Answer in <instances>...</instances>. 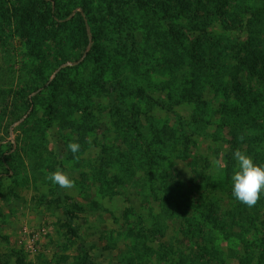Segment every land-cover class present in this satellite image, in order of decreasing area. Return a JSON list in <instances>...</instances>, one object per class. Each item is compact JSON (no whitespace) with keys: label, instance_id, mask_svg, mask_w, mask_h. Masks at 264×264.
Masks as SVG:
<instances>
[{"label":"rangeland","instance_id":"obj_1","mask_svg":"<svg viewBox=\"0 0 264 264\" xmlns=\"http://www.w3.org/2000/svg\"><path fill=\"white\" fill-rule=\"evenodd\" d=\"M80 1L96 17L102 83L72 25L31 47L12 18L0 24V264H264V194L249 208L231 181L236 149L264 163V0H224L203 28L163 18L162 0H58ZM233 49L236 66L253 55L237 75L259 99L251 121L227 108L222 82L199 84L202 105L176 91L199 51L227 69ZM57 168L74 188L46 179Z\"/></svg>","mask_w":264,"mask_h":264},{"label":"trees","instance_id":"obj_2","mask_svg":"<svg viewBox=\"0 0 264 264\" xmlns=\"http://www.w3.org/2000/svg\"><path fill=\"white\" fill-rule=\"evenodd\" d=\"M10 0L9 5L6 6L0 18V24L2 29L5 27H9L10 20L14 23V30L27 37V42H30L31 47L36 46V42L41 39L42 32L47 26H51L52 24L56 23H68L72 25V35L74 36V44L78 46H83L89 56L92 58L93 64L99 69L97 72L98 81L102 83V75L104 74V67L100 62V54L99 50L101 49L99 44V31L97 30L96 25V17L95 14L89 9V4L85 1H80L77 7L74 8H65L59 4L58 0ZM154 1V0H151ZM165 4H167V8L164 10L163 18L167 19L172 16L174 19L181 21L180 18L182 17H189L188 20L191 21H199L201 28H203L204 22L203 20H207V16H221L223 14H227V11L222 9L223 4L225 3L224 0H214V5L210 9L208 7L210 4L206 1L203 2L201 0L190 1V0H162ZM169 3V4H168ZM141 4H144L141 2ZM140 4V6H141ZM162 4V3H161ZM4 6V2L0 0V10ZM193 7V8H192ZM201 10V11H199ZM199 11V14H203L202 18H199V14H195ZM191 12V13H190ZM158 15V13H156ZM7 26H5V25ZM204 34V33H203ZM212 35L216 34L215 32H211ZM209 33H205V36L209 38L212 37ZM218 35V34H217ZM213 38V37H212ZM216 45V41L213 42ZM211 47V43L208 44V49ZM211 49V48H210ZM215 50V49H213ZM213 50H203V53L199 51L200 55H195L196 60L191 67L190 72L183 75V79L181 82L177 84V90L179 91V97L183 98L184 100L200 102L202 105L203 101L200 100V96L202 94L201 89H199V84L204 83L209 87H218L221 85V82L224 83L228 91V98L230 99L227 108L232 109L235 108L233 103L238 104L236 109H241V115H244L246 121H251L248 117L253 116V110L255 106H258V97L251 91L250 88L244 87L237 81V75L241 69L246 68L250 70V73L253 72V68L248 65V60L253 58L252 53L248 54L247 60L241 59L239 60V65L237 62L234 64V57L236 51L233 55L225 54L224 57L231 58L232 64L231 66H227V69L224 66L218 64V67L214 68V64H207L212 60V56L215 57L214 60H221V55H217L216 51H214V55H208V52L213 53ZM233 50L231 53H233ZM204 54V55H203ZM197 61V63H196ZM221 67V68H220ZM213 68L211 73H206L203 70H210ZM227 74V78H223L224 75ZM205 103V102H204ZM236 106V105H235ZM50 105L48 106V110ZM235 109V110H236ZM203 111V110H201ZM194 120L198 121L199 117H193ZM260 162V161H258ZM260 164V163H259ZM199 199L197 197L192 199L194 204ZM263 199H261L262 201ZM260 201V202H261ZM179 204V203H178ZM180 204L187 206L185 201H182ZM192 204V203H191ZM176 208V212L182 211V207L178 205ZM195 208V207H193ZM241 211V210H240ZM239 211V212H240ZM243 211V209H242ZM235 209L231 211V215H233ZM202 217L200 221L202 223L210 222L211 214L206 211H202ZM230 217L232 218L233 216ZM190 223V227L193 228V224H197L198 220H195L194 223L191 222V218H187ZM234 221V219L232 218ZM231 221V222H233ZM73 231V229H71ZM89 264V263H88Z\"/></svg>","mask_w":264,"mask_h":264},{"label":"clouds","instance_id":"obj_3","mask_svg":"<svg viewBox=\"0 0 264 264\" xmlns=\"http://www.w3.org/2000/svg\"><path fill=\"white\" fill-rule=\"evenodd\" d=\"M238 139L243 140L244 137L240 136ZM67 148L73 153L74 161H78L79 156L76 154L80 151L81 145L73 141L68 143ZM233 157L237 167L231 176L232 195L237 201L251 208L264 194V163H255L251 156L240 149L233 152ZM46 179L64 189L75 187V182L69 174L59 168L49 173Z\"/></svg>","mask_w":264,"mask_h":264}]
</instances>
